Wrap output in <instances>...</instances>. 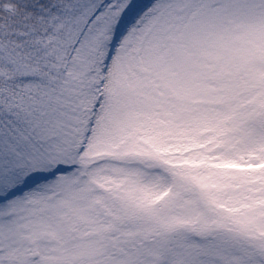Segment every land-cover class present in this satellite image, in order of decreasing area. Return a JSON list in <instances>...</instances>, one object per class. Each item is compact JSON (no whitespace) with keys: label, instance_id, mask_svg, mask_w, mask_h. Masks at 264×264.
Segmentation results:
<instances>
[{"label":"snow or ice","instance_id":"6c2138e0","mask_svg":"<svg viewBox=\"0 0 264 264\" xmlns=\"http://www.w3.org/2000/svg\"><path fill=\"white\" fill-rule=\"evenodd\" d=\"M0 264H264V0H0Z\"/></svg>","mask_w":264,"mask_h":264}]
</instances>
